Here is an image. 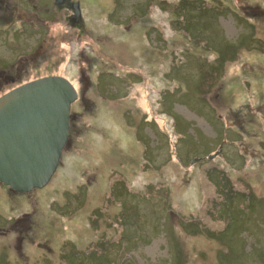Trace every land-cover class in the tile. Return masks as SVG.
<instances>
[{
  "label": "rangeland",
  "instance_id": "1",
  "mask_svg": "<svg viewBox=\"0 0 264 264\" xmlns=\"http://www.w3.org/2000/svg\"><path fill=\"white\" fill-rule=\"evenodd\" d=\"M53 1L0 5V97L77 93L48 184H0V264H264V0H71L80 22L41 26Z\"/></svg>",
  "mask_w": 264,
  "mask_h": 264
},
{
  "label": "water",
  "instance_id": "2",
  "mask_svg": "<svg viewBox=\"0 0 264 264\" xmlns=\"http://www.w3.org/2000/svg\"><path fill=\"white\" fill-rule=\"evenodd\" d=\"M76 98L73 86L58 76L26 83L0 97V183L24 193L48 184L68 140Z\"/></svg>",
  "mask_w": 264,
  "mask_h": 264
},
{
  "label": "flooded vegetation",
  "instance_id": "3",
  "mask_svg": "<svg viewBox=\"0 0 264 264\" xmlns=\"http://www.w3.org/2000/svg\"><path fill=\"white\" fill-rule=\"evenodd\" d=\"M4 3H6V4L4 5ZM9 3H10L9 0H0V5H3L4 6L3 10L6 13L2 17L9 16V15H12V17L19 16V15H23L22 13H19V12L17 13L15 9L10 8V4ZM23 3L25 4V6H29L31 8H35L36 7L35 5H31L30 4L31 3L30 0H24ZM52 4L54 6H56L57 9H54L53 11H49V12H45V13H37L36 9H35V11L32 10L33 12L36 13L35 15H37L36 19H38L39 21H41V23H40L41 26L45 25L46 18L49 15H51V14L52 15H54V14L57 15L61 11H63V13L62 14H59V17H61L62 15H64V12L65 11H68L69 14H67L66 16H67V18H69L70 21H72L74 23H77V22H80L81 21V16L80 15H75V13H74L75 10H79V13H80V4H79V2H74V1L72 2L71 0H56V1L54 0L52 2ZM50 9L52 10V8H50ZM13 12H15V14H13ZM40 16L43 17V18H41ZM31 23H33V22H31ZM39 37H41V36H39ZM1 185L4 186V184H1ZM3 188H5L7 192L15 194V196H18L19 194H24V193L17 192L15 190L11 189L8 186H4ZM1 234H5V232H2ZM16 240L19 243L18 233H17V237H16L15 241ZM21 242H23V240ZM15 249L19 252L22 249V245H20V243H19L16 246ZM18 255H21V253H19Z\"/></svg>",
  "mask_w": 264,
  "mask_h": 264
},
{
  "label": "bare ground",
  "instance_id": "4",
  "mask_svg": "<svg viewBox=\"0 0 264 264\" xmlns=\"http://www.w3.org/2000/svg\"><path fill=\"white\" fill-rule=\"evenodd\" d=\"M158 245H156V247H154L153 249L155 250V248H157Z\"/></svg>",
  "mask_w": 264,
  "mask_h": 264
}]
</instances>
